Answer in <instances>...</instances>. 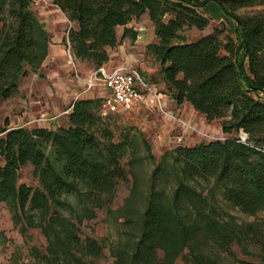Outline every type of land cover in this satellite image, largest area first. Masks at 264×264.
<instances>
[{"label":"trees","instance_id":"1","mask_svg":"<svg viewBox=\"0 0 264 264\" xmlns=\"http://www.w3.org/2000/svg\"><path fill=\"white\" fill-rule=\"evenodd\" d=\"M35 0H0V103L14 97L30 71L39 73L52 37L33 9ZM217 2L236 22L235 32L205 29L203 12ZM73 23L65 44L76 59L99 69L109 49L137 39L130 26L147 14L156 42L148 51L178 104L188 102L208 121L221 120L225 139L177 146L157 160L151 144L131 131L116 137L101 113L103 97L70 105L68 126L0 127V203L21 230L40 228L46 252L35 264H98L103 241L81 234L100 210L124 218L123 237L109 244L114 264H224L204 248L231 251L255 223L222 216V204L255 216L264 212V0H53ZM240 11H243L242 13ZM41 74V73H40ZM143 152V153H142ZM152 164L142 189L138 168ZM31 165L40 186L19 183ZM128 165V168L126 167ZM132 178L125 204L111 208L120 181ZM123 237V238H122ZM189 250V252H187Z\"/></svg>","mask_w":264,"mask_h":264},{"label":"rangeland","instance_id":"2","mask_svg":"<svg viewBox=\"0 0 264 264\" xmlns=\"http://www.w3.org/2000/svg\"><path fill=\"white\" fill-rule=\"evenodd\" d=\"M34 5L38 7V0ZM203 12L210 17V24L202 30L196 27L186 29L184 33L188 40H197L212 33L216 27L224 26L227 31L231 29L233 33L235 32V20L226 14L217 2H208ZM130 26L137 31V39L123 38V28L119 27V43L109 49L110 60L102 67L107 72L118 67L136 71L148 83L150 89L164 93L165 98L161 108L141 106L130 112L121 110L111 114L108 122L117 138L129 131L142 134L151 144L152 152L159 160L165 151L180 145L194 146L200 142L222 140L228 136L243 137V131L239 134H225L221 120L208 121L205 115L194 111L190 104L178 106L161 77V64L147 49L149 43L157 41L154 26L148 15L145 14L137 21H133ZM62 57L55 63L45 62L39 73L30 71L28 76L22 79L19 92L11 99L0 103V127L68 126L66 112L74 100L80 97L105 95L101 86H97L94 92L83 93L84 81L96 70V66L88 61L75 59L80 75L78 78L68 62L67 53ZM126 167L128 168V165ZM151 167L152 164L148 161L138 168L144 191ZM32 170L31 165L23 167L20 171L19 183L32 187L40 186ZM131 187L130 176L128 180L120 181L111 206L113 210L125 204ZM221 208L225 219L240 224L252 222L259 230L256 235L251 233L240 243H235L230 252L220 249L213 242L205 245L206 251L224 264H264V212L251 216L225 203ZM116 216L106 210H100L96 218L81 224L83 237L91 236L105 244L103 255L97 259L98 264H114L109 244L119 237L121 231L123 237L128 236L123 233L124 229L129 228V224L122 225L124 218L118 220ZM46 246L47 240L40 228L28 227L21 230L20 226L14 224L8 206L3 202L0 203V264H35L37 251L45 253ZM176 264H186V262L179 258Z\"/></svg>","mask_w":264,"mask_h":264},{"label":"built area","instance_id":"3","mask_svg":"<svg viewBox=\"0 0 264 264\" xmlns=\"http://www.w3.org/2000/svg\"><path fill=\"white\" fill-rule=\"evenodd\" d=\"M66 53L73 73L80 78L79 69L75 63L76 58L69 46ZM84 82L83 93L90 92L98 85H102L107 90L101 108L103 116H109L121 110L130 112L141 106L159 108L163 106L165 94L150 89L140 73L133 70L118 67L107 72L105 68L100 67L90 73Z\"/></svg>","mask_w":264,"mask_h":264},{"label":"crops","instance_id":"4","mask_svg":"<svg viewBox=\"0 0 264 264\" xmlns=\"http://www.w3.org/2000/svg\"><path fill=\"white\" fill-rule=\"evenodd\" d=\"M35 1L37 2V0ZM38 3H39L38 7H36L33 4V9L36 11L41 21L45 23L46 28L52 37L50 53L46 62L48 61L55 63L57 60L60 61V59L63 58L62 56H64L67 51V45L65 44V40L68 39V31L70 27L73 26V23L68 19L66 14L53 3V0H45V1L38 0ZM235 26H236V22H235ZM98 86L102 87V90L103 92H105V94L107 93V90L102 85H98ZM96 88L97 86L94 89H92L90 92H94ZM104 96L105 95H103L102 97ZM184 104H189V103L185 102L183 104H178V106H183ZM69 110H70V106L68 107L66 114L69 113ZM48 127L54 128L51 125Z\"/></svg>","mask_w":264,"mask_h":264},{"label":"water","instance_id":"5","mask_svg":"<svg viewBox=\"0 0 264 264\" xmlns=\"http://www.w3.org/2000/svg\"><path fill=\"white\" fill-rule=\"evenodd\" d=\"M242 136L244 139H246L248 135L244 132Z\"/></svg>","mask_w":264,"mask_h":264}]
</instances>
